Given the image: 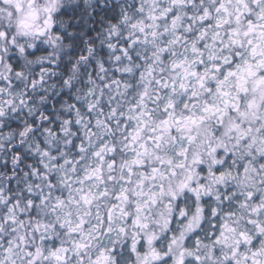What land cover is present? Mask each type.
Here are the masks:
<instances>
[{
    "label": "clouds",
    "instance_id": "obj_1",
    "mask_svg": "<svg viewBox=\"0 0 264 264\" xmlns=\"http://www.w3.org/2000/svg\"><path fill=\"white\" fill-rule=\"evenodd\" d=\"M0 264H264V0H0Z\"/></svg>",
    "mask_w": 264,
    "mask_h": 264
}]
</instances>
